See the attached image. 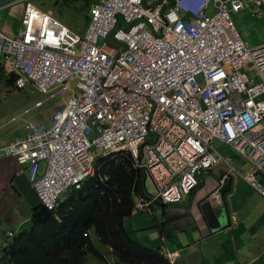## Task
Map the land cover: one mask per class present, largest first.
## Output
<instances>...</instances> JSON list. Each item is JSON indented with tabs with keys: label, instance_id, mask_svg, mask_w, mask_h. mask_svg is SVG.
Returning a JSON list of instances; mask_svg holds the SVG:
<instances>
[{
	"label": "built area",
	"instance_id": "built-area-1",
	"mask_svg": "<svg viewBox=\"0 0 264 264\" xmlns=\"http://www.w3.org/2000/svg\"><path fill=\"white\" fill-rule=\"evenodd\" d=\"M19 2L23 29L0 31V66L16 89L63 103L49 125L28 118L45 100L12 117L5 125L21 120L26 135L0 159L24 167L45 207L80 188L97 158L123 152L151 176L155 199L179 204L225 161L216 139L252 164L242 177L264 197V44L250 48L230 14L245 0H95L84 34L30 0H0V11ZM253 3L260 14L264 0ZM134 202L135 214L152 212Z\"/></svg>",
	"mask_w": 264,
	"mask_h": 264
},
{
	"label": "crops",
	"instance_id": "crops-1",
	"mask_svg": "<svg viewBox=\"0 0 264 264\" xmlns=\"http://www.w3.org/2000/svg\"><path fill=\"white\" fill-rule=\"evenodd\" d=\"M245 1V9L235 14L243 13L245 16L256 17L255 20L263 30V36L258 43L249 44L245 40V34L241 32L245 37L243 38L237 30L246 44L254 48L264 44V3L260 6V14L256 15L251 12L254 7L253 0ZM6 9L8 7L0 13ZM23 15L24 6L17 28H10L6 22L0 20V31L17 37L23 28ZM254 26L247 24L246 30ZM9 120L1 124L0 129L4 128ZM44 122L49 125L51 120ZM18 134L0 133V149L14 136L24 138L25 127L24 133ZM214 141L221 142L218 139ZM217 151L229 165L221 161L213 170L200 173L199 186L183 200V207L163 204L160 206L154 202L151 205L152 213L142 212L126 218L124 228L131 239L163 251L170 264H264V197L239 175L249 174L253 168L252 164L231 147ZM231 167L238 173H230ZM22 169L24 167L15 159H0V252L17 235L31 229L33 210L40 205L26 173H20ZM140 174L139 186L144 177L145 192L154 196L156 189L149 174L145 171ZM225 180L226 190L220 197L219 190ZM206 201H211L213 207L221 212V223L217 224L216 228L211 227L202 210ZM100 247L103 248L101 245Z\"/></svg>",
	"mask_w": 264,
	"mask_h": 264
},
{
	"label": "trees",
	"instance_id": "trees-1",
	"mask_svg": "<svg viewBox=\"0 0 264 264\" xmlns=\"http://www.w3.org/2000/svg\"><path fill=\"white\" fill-rule=\"evenodd\" d=\"M94 1L86 5L90 8ZM6 72L1 65L0 83L17 90V76ZM97 168L81 190L64 196L56 211L36 207L31 229L0 252V264H88L90 257L108 264L110 255L116 264H170L160 250L134 241L124 228V219L132 215V196L140 192L141 171L131 157L102 158ZM89 231L99 241L83 236Z\"/></svg>",
	"mask_w": 264,
	"mask_h": 264
},
{
	"label": "rangeland",
	"instance_id": "rangeland-1",
	"mask_svg": "<svg viewBox=\"0 0 264 264\" xmlns=\"http://www.w3.org/2000/svg\"><path fill=\"white\" fill-rule=\"evenodd\" d=\"M8 1L11 2L16 0H2L4 3ZM87 1L88 0H32V3L40 6L42 9L51 10L66 26L76 32L78 31L80 34H84L88 23L87 16H89L90 13V8L86 5ZM145 1L146 0H143L144 3ZM23 6V3H15L14 6L9 7L4 12L0 13V20L6 22L10 28L16 29L18 24H20V16L23 11ZM230 14L236 28L239 30L243 38L245 37L241 32L245 34V40L247 43L252 44L261 41L260 38L263 36V30L261 25L255 20L257 19L256 17L251 15L245 16L246 14L243 13L235 14V12H231ZM247 24L255 26L247 31ZM10 71L11 70L7 68V72ZM42 100H45L43 107L34 109L28 118L39 120L45 124L44 121L51 120L52 115L61 104L60 98L57 97L46 101L47 96L40 94L32 85H28L22 91H13L8 89L6 85L0 83V125L25 109L33 107L35 103ZM0 133H5L6 135L7 133L9 135L24 133V123L19 120L13 124L4 125V128L0 129ZM213 144L214 147L220 151L224 148H228L224 144H221V142L214 141ZM89 259L93 262H88V264L98 263L93 257H90ZM107 259L110 261V264H115L111 255L110 257H107Z\"/></svg>",
	"mask_w": 264,
	"mask_h": 264
},
{
	"label": "clouds",
	"instance_id": "clouds-1",
	"mask_svg": "<svg viewBox=\"0 0 264 264\" xmlns=\"http://www.w3.org/2000/svg\"><path fill=\"white\" fill-rule=\"evenodd\" d=\"M16 1H18V0H16ZM15 1V2H16ZM30 2L32 3V0H30ZM33 4V3H32ZM2 5H4L3 4V2H2ZM23 5H24V9H25V3H23ZM33 5H35V6H37L36 4H33ZM92 5V4H91ZM14 6V5H13ZM12 7V6H11ZM9 8V7H8ZM91 8V7H90ZM44 10V9H43ZM44 11H48V10H44ZM89 16H87V18H88ZM60 20V19H59ZM61 21V20H60ZM62 22V21H61ZM63 23V22H62ZM64 24V23H63ZM22 27H23V25H22ZM68 27V26H67ZM23 29V28H22ZM21 32V31H20ZM5 34V33H4ZM7 35V34H6ZM20 35V34H19ZM18 35V36H19ZM9 36V35H8ZM17 36V37H18ZM11 37V36H10ZM12 38H16V37H12ZM3 66H5L6 68H8L9 69V67H7L6 65H3ZM1 67V66H0ZM11 70V69H10ZM10 72H13L12 70L10 71ZM14 73V72H13ZM9 75V72H6V76H8ZM16 75V74H15ZM18 90V89H17ZM18 91H22V90H18ZM59 98V97H58ZM61 99V98H60ZM62 101V100H61ZM63 103V102H62ZM62 103L60 104V106L58 107V109L61 107V105H62ZM57 109V110H58ZM56 110V111H57ZM55 111V112H56ZM23 112V111H22ZM21 112V113H22ZM54 112V113H55ZM21 113H19L18 115H20ZM53 116V115H52ZM14 117V116H13ZM11 120V119H10ZM9 120V121H10ZM13 124V123H12ZM218 152V151H217ZM123 154H127V155H129L128 153H125V152H123V153H117L116 155L115 154H112V155H110V156H106V157H116V156H118V155H123ZM106 157H99V158H97L96 160H95V164H94V174L92 175V176H89V177H93L95 174H96V171L98 170V161L100 160V159H102V158H106ZM131 157V156H130ZM132 159V158H131ZM132 161H133V159H132ZM133 163H134V161H133ZM227 163V162H226ZM228 164V163H227ZM229 165V164H228ZM135 166V165H134ZM137 168V167H136ZM232 168V167H231ZM230 168V169H231ZM137 169H139V168H137ZM234 169V168H233ZM140 171H143V170H141V169H139ZM232 172H237V171H232ZM252 172V171H251ZM250 172V173H251ZM231 173V172H230ZM238 173V172H237ZM239 175L242 177V175L243 174H240L239 173ZM244 175H247V174H244ZM243 175V176H244ZM150 176V175H149ZM89 177H87L86 179H85V181H83V183H82V185L80 186V188H76V187H71V188H67V189H65V191H64V193H63V195L61 196V198H60V200H59V202H58V204L56 205V207L54 208V209H48L47 207H45L42 203H41V201H40V199H39V202H40V205H42L43 207H45L46 209H48V210H50V211H56L57 209H58V207H59V205H60V203L64 200V196H66L68 193H70V192H72V191H79V190H81L82 189V187H83V185H84V183L86 182V180L89 178ZM150 178H151V176H150ZM243 178V177H242ZM152 179V178H151ZM244 179V178H243ZM245 180V179H244ZM152 181H153V179H152ZM246 181V180H245ZM225 182H226V180L224 181V183L223 184H225ZM247 182V181H246ZM199 183H200V181H199ZM248 183V182H247ZM31 184V183H30ZM153 184H154V181H153ZM249 184V183H248ZM250 185V184H249ZM32 186V185H31ZM154 186H155V184H154ZM199 186V185H198ZM251 186V185H250ZM223 187V186H222ZM252 187V186H251ZM33 188V187H32ZM253 188V187H252ZM34 189V188H33ZM155 189H156V187H155ZM197 189V188H196ZM222 189V188H221ZM220 189V190H221ZM254 189V188H253ZM220 190H219V192H220ZM257 191V190H256ZM34 192H35V190H34ZM194 192V191H193ZM258 192V191H257ZM156 193H157V191H156ZM259 193V192H258ZM35 194H36V192H35ZM260 194V193H259ZM37 195V194H36ZM223 194H221L220 193V197L222 196ZM261 195V194H260ZM155 196H156V194L154 195V196H151L152 197V200H149V199H147V198H145V197H143V196H141V194H135L134 196H132V200H133V208H132V212H131V214L132 215H139L140 213H142V212H147V213H152V212H148V211H142V212H140V213H137V214H135L134 213V206H135V198L136 197H141V198H143V199H145V200H147L148 202L150 201L151 202V205H152V203H154L155 201H159L160 203H162L160 200H157V199H155ZM262 196V195H261ZM38 197V196H37ZM188 197V196H187ZM263 197V196H262ZM185 199V198H184ZM183 199V200H184ZM217 200V199H216ZM183 202V201H182ZM181 202V203H182ZM181 203H179V204H181ZM217 203V202H216ZM163 204V203H162ZM151 205H150V208H151ZM163 205H165V204H163ZM172 205H177V204H172ZM165 206H169V205H165ZM151 211H152V209H151ZM125 220V219H124ZM32 221V220H31ZM123 224H124V222H123ZM32 225V224H31ZM83 236L85 237V238H88V237H91V238H93L94 240H95V242L96 241H99V239L93 234V232L92 231H89V232H86V233H84L83 234ZM100 249H102L101 247H100ZM161 252V251H160ZM161 254L163 255V256H165V253L162 251L161 252ZM108 264H110V262H108ZM115 264H116V262H115Z\"/></svg>",
	"mask_w": 264,
	"mask_h": 264
},
{
	"label": "water",
	"instance_id": "water-1",
	"mask_svg": "<svg viewBox=\"0 0 264 264\" xmlns=\"http://www.w3.org/2000/svg\"><path fill=\"white\" fill-rule=\"evenodd\" d=\"M109 43L111 45H114V46H119V44L117 42H115L114 40L112 39H109ZM143 179L144 177H142V180L140 182V186H141V196L149 199V200H152V197L147 195V193L145 192L144 188H143ZM224 190H226V185L224 184L222 189L220 190V193L223 194L224 193ZM156 204L162 206V203H160L159 201H155ZM173 206H177V207H183L184 205L183 204H177V205H173ZM202 210L203 212L205 213L211 227L213 228H216L217 227V224L220 225V218H219V215L221 214V212H218L219 209L218 208H214L213 207V203L211 201H206L203 205H202Z\"/></svg>",
	"mask_w": 264,
	"mask_h": 264
}]
</instances>
